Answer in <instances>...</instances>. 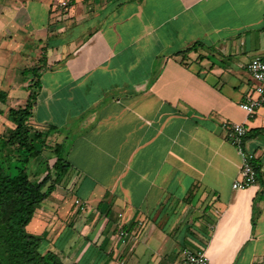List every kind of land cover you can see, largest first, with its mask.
<instances>
[{
	"label": "crops",
	"instance_id": "0c3cea01",
	"mask_svg": "<svg viewBox=\"0 0 264 264\" xmlns=\"http://www.w3.org/2000/svg\"><path fill=\"white\" fill-rule=\"evenodd\" d=\"M262 54L264 0H0V89L25 107L43 60L31 124L71 164L27 230L66 264H264V106L239 107ZM227 122L253 132L245 191Z\"/></svg>",
	"mask_w": 264,
	"mask_h": 264
},
{
	"label": "trees",
	"instance_id": "16d2710c",
	"mask_svg": "<svg viewBox=\"0 0 264 264\" xmlns=\"http://www.w3.org/2000/svg\"><path fill=\"white\" fill-rule=\"evenodd\" d=\"M200 46L202 44L197 42L178 54L185 55ZM42 69L43 60H40L38 65L23 70L25 77L33 78L27 104L8 110L6 116L13 128L0 136V264H66L57 253L42 251L45 236L27 231L39 205L55 192L71 169L66 138L52 148L53 164L44 161V151L50 149L47 140L60 132L59 128L54 125L36 128L31 124L41 89ZM7 99V93L0 89V104H5ZM252 134L248 132L245 141ZM32 161L35 164L29 172ZM44 164L47 168L41 171Z\"/></svg>",
	"mask_w": 264,
	"mask_h": 264
},
{
	"label": "built area",
	"instance_id": "2783aa9c",
	"mask_svg": "<svg viewBox=\"0 0 264 264\" xmlns=\"http://www.w3.org/2000/svg\"><path fill=\"white\" fill-rule=\"evenodd\" d=\"M60 7H67L68 3L65 1L59 2ZM247 71L254 83L253 93L248 95L239 107L253 118L257 111L264 106V54L254 57L247 64ZM223 129L227 132L228 140L236 148L241 156V167L239 177L233 182L232 188L235 191H245L258 184L259 175L258 169L255 165V156L253 153L247 151L245 147V138L249 132L244 124L238 123H224ZM76 205L81 210L84 206L80 201L76 200ZM118 236L122 243L126 242L128 233L125 229L120 228ZM178 264H214L201 249L185 248L181 252V259Z\"/></svg>",
	"mask_w": 264,
	"mask_h": 264
},
{
	"label": "rangeland",
	"instance_id": "374dc122",
	"mask_svg": "<svg viewBox=\"0 0 264 264\" xmlns=\"http://www.w3.org/2000/svg\"><path fill=\"white\" fill-rule=\"evenodd\" d=\"M14 93L16 94V92H14ZM14 93L13 92H9V100H8L7 104H1L0 105V109L1 110H7L9 108H15V107H18L20 105L25 104V100H23V98L21 100H19V101L16 100L17 96H15ZM3 120H4V122H7V125L2 123ZM11 125H12V122H10L6 116L0 115V133H5L6 131L10 130L11 129L10 128ZM58 143H59V137L58 136H53L52 135L47 140V144L50 147V149L45 150L43 155H44V161L49 163L50 165L53 164V162L55 161V155H54V152H53L52 148ZM34 164H35V161H32V163L29 165V172H30V170H31V168H32V166ZM34 168H35V170L37 169L34 166L33 170H34ZM46 168H47V166H46V164H44L43 166L40 167V170L41 171H45ZM13 173H16V172L14 171ZM27 231H28V233L31 234V232L29 230H27ZM32 235L39 236L38 234H32ZM42 251L44 253L47 251V248L44 246V244L42 245Z\"/></svg>",
	"mask_w": 264,
	"mask_h": 264
}]
</instances>
